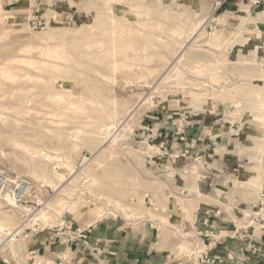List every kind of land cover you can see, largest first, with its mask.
<instances>
[{
  "label": "rangeland",
  "instance_id": "rangeland-1",
  "mask_svg": "<svg viewBox=\"0 0 264 264\" xmlns=\"http://www.w3.org/2000/svg\"><path fill=\"white\" fill-rule=\"evenodd\" d=\"M122 2V6L111 7L107 5V0H81L76 3L80 12L79 18H66L65 15L59 12L58 15L55 14L53 19L49 16L47 20L38 16V13L32 12L36 3L30 4L26 0H0V67L3 65L1 63L5 62L4 64H10L13 62V64L11 63V68L14 67V72L20 75V81L22 83L16 81V85L13 81H5V79L0 78V95L2 93L5 97L8 96V94L13 96V99H9V96L6 99L0 96L1 103H3L2 98L6 101L3 107H0L1 109L4 108L0 110V112H5L4 114L8 116V118L14 117V120L13 118H9L11 121L7 124L0 123V162L8 166L15 174L31 179L35 183L34 191L38 200V202H36L38 204L45 203L47 204L46 206L53 210V212L51 210L49 212L52 214L49 222H54V225H47L46 220L41 217L38 220L32 221L27 226L30 229H33L34 225L39 224L41 229L45 228V234H57L56 228L64 225L63 222H71L73 229H76L82 228L85 225L94 224L95 222L105 220L109 217L125 219L127 221L136 220L149 215H154L153 218L156 217L157 213L155 209L160 205L157 204L150 207L146 202V196L150 195L154 190L155 192L160 190V187H158L160 184L157 182L158 177L153 172V162L157 160V153L161 152L151 143H144V139L141 138L135 141L131 137V135L135 133V130H138L144 116L148 113L151 114L153 110L159 111L160 116H172V113L176 112V114L172 116L174 119L181 117L191 120L187 118V115L190 114L192 116H198V119L205 116L207 117L206 121L219 120L220 123L226 124V127L228 124H235L238 134V143L236 144L238 148L240 144H244L246 145L245 148H248V150L254 149L253 151L255 152L260 151V140L264 141V125L259 126L257 121L259 117L264 116V109L258 106L259 102L256 99L253 88H255V85L264 88V60L260 56L261 51L257 50V47H254L252 43L243 45L247 41L244 37L248 36L255 38L256 34L260 36L253 28H248L247 26L248 21H251L252 18L244 17L243 14L244 10H250L249 4H251V2L249 0H122ZM230 6H232V13L228 12L230 9L227 10V7ZM218 17L221 18L218 20ZM37 18L43 19V21L47 23L46 28L34 29L31 26L30 20L32 21ZM206 19L209 21L206 23L203 33H200L198 40H196L197 42L192 44V49L188 50V53L183 59L184 61L182 60L184 63L182 61L177 63L175 68L170 71L169 78H172L170 81L168 80L169 78H167L164 80L165 82L162 81L159 84L158 79L164 74V71L166 72L171 61H174L173 59H175L178 51L188 44L191 36L189 34H192L194 27L199 24L201 25ZM158 26H160V29ZM118 28L120 29L117 30ZM158 30L160 31L158 32ZM139 32H141L140 35H136L139 34ZM171 32L174 36L176 35V37H174ZM141 34L142 36L145 35L146 38L144 36L142 37ZM179 34H182V38ZM98 42H103L102 48L98 49L94 46ZM213 42H218L219 46L212 45ZM89 43L92 47H89ZM161 44L162 46H160ZM163 45H166L167 48L163 47ZM214 46H216V48ZM82 47H84V49ZM155 47L159 48L155 49ZM51 48L53 50H51ZM108 50H110L109 55L105 53ZM47 51L54 52L50 54L52 57L46 54ZM255 56L256 58L260 57L261 62H255ZM18 59L19 63L21 60L33 61L35 62V66L31 68L28 64H19L16 62ZM73 61L74 63H72ZM77 62L80 65L76 64ZM113 62H123V64L127 62L128 64L126 63V67L129 69L126 67L123 69V67L120 66L118 68V70L122 69L120 71L117 69V72L114 69L111 70L110 64ZM188 62H190V65H188ZM210 62L214 65L210 64ZM45 63L57 64L58 68L44 66ZM218 63H220V66ZM16 64H18V66ZM23 65L24 67L27 66V69L24 68ZM189 67L190 69L192 67V69L187 70ZM194 67L197 69L195 70ZM28 68L30 69L28 70ZM84 71L87 72L85 73ZM92 71L94 73L91 76L89 74H91L90 72ZM104 71L108 73V75H112V77L108 76ZM113 71L115 72L113 73ZM204 71L206 74H203ZM196 72H198V74L200 72L202 75H205V77L201 74L198 75ZM211 73L216 81L211 77ZM104 74L108 77L104 76ZM87 75H89L90 78L89 76L87 77ZM97 75H102V79H100V77L97 78ZM206 75L208 77L207 80ZM29 76L32 77L33 80H30ZM110 77L112 78L111 81L108 80ZM113 77L116 80L113 79ZM220 77L223 78L221 79ZM210 78L213 79V83ZM225 78L229 80V83ZM217 79H220L218 80L220 83L217 82ZM25 80H27V82H32H28L30 84L27 82L24 83ZM8 81L11 82V84ZM167 81H169V83H167ZM225 81H227V83H225ZM18 83L21 85H18ZM197 83L200 85L194 86V84ZM205 83L206 86H204ZM215 83L217 86H215ZM8 84H10L9 87H7ZM12 84L14 85L12 86ZM99 84H101V86ZM159 86H161V88L158 89ZM22 87L24 88L22 89ZM16 88L18 89V92L16 91L17 94L14 93L15 90H17ZM40 89L44 92L40 91ZM87 89L92 92L87 93ZM49 91L52 97L48 101L46 95H48ZM82 91L85 92L83 93ZM223 91H225V93ZM5 92L7 93L5 94ZM93 92L96 94L97 92L100 93L99 95L97 94L99 96L98 99L91 96ZM201 92L205 94L209 92V94L201 97L202 99H198L190 94ZM95 93L94 96L97 98ZM155 93L157 94L155 95ZM17 95L19 96L17 97ZM40 95L42 99L44 96L47 99L46 101L44 100V103L42 99L38 98V101L37 97ZM79 95L82 96L80 97L83 100V103L78 102L79 105L86 104L84 105L86 107V112L84 113L87 118L84 116V113L82 117V113L77 114L74 112L75 110H72L74 109L73 99H77V97L80 99ZM205 96L208 98L206 99ZM213 96H218L219 98H214ZM224 96L227 97L228 100L227 98L225 100ZM144 97L151 99L140 108L137 114L128 123L125 130L120 132L119 140L116 144L104 150L101 153L103 154L102 158L96 162L93 152L98 151V148L104 144V135L100 134L99 137L93 139L90 135H87L88 133H81L80 136V134L74 131L79 127L85 128L83 123L92 119V116H94L93 118L101 116L99 114H101L100 112L102 110L105 111H103L104 114L109 115V118L105 120L107 124L113 122L112 118L115 113L119 115H117L118 118L116 117L117 119H115L117 121H122L127 117L130 109L140 100H143ZM18 98L22 102H20ZM29 99L30 103L27 104L26 102L29 101ZM115 100L117 101L116 103H119H115L116 106L113 105ZM37 101L40 102V104H38ZM94 101L95 103L92 104ZM7 102H9L10 105ZM75 102L77 101L75 100ZM1 103L0 106H2ZM18 103L22 104L21 107H19L18 110L13 109V106H16ZM41 103H43V107ZM5 104L8 106L5 107ZM9 106H11V108H9ZM36 106L40 108L37 109ZM21 108H23V110ZM26 108L28 112L25 111ZM7 109L11 111L6 113V111H9ZM235 110L236 113L239 112V114H236ZM12 111L18 113H14L13 115ZM23 111L25 113H23ZM91 111L93 112L91 113ZM19 112H21V114ZM94 112L97 113V116L94 115ZM32 114L35 118L32 117ZM30 115L31 118H29ZM233 116L236 117L232 118ZM74 118H78L79 120ZM88 118L90 119L88 120ZM16 120L18 121L16 122ZM28 120L29 122H27ZM44 125L46 128H49L46 129ZM258 128L260 129V134L252 133L254 136H251V131ZM125 140L126 143H124ZM15 142H18L19 145L13 147ZM11 143L13 145H11ZM22 143H25L26 146L30 148L29 152L28 150L25 152L26 147L25 144L23 145ZM20 146L24 149L23 152H25V154H23ZM45 150L54 152L53 158H57H54V160L56 159L54 165L42 162L43 160L40 159V152L42 153ZM1 152H4L5 155ZM11 152L12 154L10 156ZM146 154L152 156L151 159H148L150 162L146 160ZM31 156L34 157V161ZM84 157L87 158L85 162H83ZM62 159H68L69 164L75 169L71 171L70 168L65 166L66 161ZM25 160L29 166L25 163ZM188 162L191 163V160ZM166 163L168 164V162ZM41 164L44 167H42ZM38 165L41 166L39 167ZM83 166H85L86 170H91V174L87 177V180L83 174H80L79 178L74 180L75 182L68 185L69 188H67L68 190L66 189L65 192L69 193L71 190L70 194L71 192L74 193L71 197L70 195L67 196L65 192L62 193L65 195L61 193L58 195V192H54V187L40 177L48 175L54 180L55 184H68L71 179H73V176H75L72 172L77 171V173H81V170L84 169ZM198 166L200 167L201 165ZM198 166L196 165V167ZM33 170H37L39 176L34 174L35 172ZM198 173L199 172H196L195 176L190 177L195 183L198 178ZM79 179L82 180V182H79ZM93 179L97 182L96 186V182ZM252 183L250 182V185L256 189V193L257 191L259 193L262 183L259 182L260 186L258 185V181L257 183ZM88 184L91 185L89 186ZM161 185L165 187V184ZM85 190H87V192ZM196 191L198 192V190ZM109 195L111 196L109 197ZM108 199H112L111 202L118 199V206H121H117L116 200L112 202L113 205L111 202L107 204L109 202ZM68 201H70L71 204L75 203L76 208L74 210L67 209L66 206L70 203H68ZM189 202V198L187 197L180 195L178 198L181 209L179 211L180 215L192 222L194 206L192 205V209H190V207L187 206ZM99 207L104 208V212H107L101 218H98L96 212H94ZM41 208H43V205L36 208L34 215L37 214ZM55 208H58L56 209L57 211ZM45 210H48V208L46 207ZM141 214L144 216L142 215L141 217ZM5 216L10 217H8V221ZM29 217L30 216H28L27 219ZM27 219L24 220L21 211L0 201V222L7 230L17 228ZM166 224H170V222L167 221ZM176 228L178 229V227ZM181 233L183 232H180V234ZM3 235V233H0V237H3ZM34 235H30L28 238H25L24 234L18 236L17 238L19 240L16 243L18 245L15 246L14 251L6 246V248L0 252V258L2 257L8 261L13 260L17 264H50V262L44 258H33L30 254L34 249H30L28 242ZM59 236L61 237V235ZM185 246L188 247L189 243H182L183 249L186 248Z\"/></svg>",
  "mask_w": 264,
  "mask_h": 264
},
{
  "label": "crops",
  "instance_id": "crops-1",
  "mask_svg": "<svg viewBox=\"0 0 264 264\" xmlns=\"http://www.w3.org/2000/svg\"><path fill=\"white\" fill-rule=\"evenodd\" d=\"M77 1L81 0H39L32 12L43 19H53L59 12L66 18L78 17ZM249 6L250 10L243 13L252 18L247 26L260 36L244 37L247 41L243 45L252 43L264 60V6ZM231 9L232 6L227 7L230 13ZM172 116H160L159 111L153 110L131 135L133 140L142 138L161 152L153 162L160 190L150 194L154 205H160L155 209L158 217L149 215L131 221L109 217L85 225L82 228L90 226L87 243L42 231L28 242L30 249H34L30 252L33 258L42 257L50 264H178L180 249L183 250L180 243L190 246L201 235L209 255L205 264H264V220L252 223L253 215H245L263 211L260 196L264 190V153L262 156V151L248 150L244 144L238 148L235 124L226 127L219 120L206 121L205 116L198 119L188 114L191 125L185 129L187 146L192 157H201L196 172L206 177L197 178L195 183L190 178L196 174L188 162L191 158L176 163L169 158V154L186 146L164 127V122H173ZM148 156L151 155L146 154L149 162ZM250 174H256L262 183L259 193L249 185ZM180 195L189 198L190 209L194 206L192 222L180 215ZM167 219L170 224L164 223ZM0 264L17 263L1 257Z\"/></svg>",
  "mask_w": 264,
  "mask_h": 264
},
{
  "label": "bare ground",
  "instance_id": "bare-ground-1",
  "mask_svg": "<svg viewBox=\"0 0 264 264\" xmlns=\"http://www.w3.org/2000/svg\"><path fill=\"white\" fill-rule=\"evenodd\" d=\"M39 1V0H38ZM37 1V2H38ZM36 2V3H37ZM122 4H123V2H122V0H107V5L108 6H111V7H116V6H122ZM145 9V8H144ZM246 11H244V13H245ZM6 17H7V15H6ZM210 18V17H209ZM221 17H218L217 19L219 20ZM216 19V20H217ZM212 20H215V19H212ZM224 20V19H223ZM209 21V20H208ZM207 21V19H206V21H203L202 22V24L200 25H197V26H195L194 27V29H193V32H192V34H189V35H191L190 36V38H189V41H188V44H186L180 51H178V54L176 55V57H175V59H173L174 61L172 62L171 61V63L169 64V63H167V64H169L168 65V67H167V69H166V72L164 71V74L163 75H161V77L158 79V82H159V84L162 82V81H164V80H166L167 78H169V73H171L170 71L173 69V68H175V65L177 64V63H180L183 59H184V57H185V55L188 53V50L189 49H192L191 48V46H192V44L193 43H195V42H197L196 40H198V37H199V35H200V33L202 32L203 33V31H204V29H205V25H206V23L208 22ZM225 21H226V19H225ZM116 22V21H115ZM220 24V23H219ZM98 26V25H97ZM161 26V25H160ZM160 26H158L159 27V29H160ZM193 26V25H192ZM146 27V26H145ZM156 27V26H155ZM102 28V27H101ZM113 28V27H112ZM122 28V27H121ZM157 28V27H156ZM120 28H118L117 30H119ZM131 29V28H130ZM129 29V30H130ZM136 29V28H135ZM134 29V30H135ZM143 29H145V28H143ZM148 29V28H147ZM146 29V30H147ZM149 29H150V27H149ZM148 29V30H149ZM155 29V28H154ZM158 29V28H157ZM191 29V28H190ZM115 30H116V28H115ZM135 31H137V30H135ZM150 31V30H149ZM152 31H153V29H152ZM160 30H158V32H159ZM177 31V30H176ZM116 32V31H115ZM115 32H114V34H115ZM129 32V31H128ZM155 32H156V30H155ZM162 32V31H161ZM131 33H133V32H131ZM137 33V32H136ZM140 33L141 32H139V34H136V35H140ZM169 33V32H168ZM172 33V32H171ZM176 33V32H175ZM124 34V33H123ZM122 34V35H123ZM143 34V33H142ZM142 34H141V36H142ZM157 34V33H156ZM170 34V33H169ZM173 34V33H172ZM117 35V34H116ZM129 35H131V34H129ZM146 35H148V34H146ZM154 35V34H153ZM180 35V37L182 36V34H179ZM185 35V34H184ZM94 36V35H93ZM97 36V35H96ZM145 38H146V36L145 35H143ZM142 36V37H143ZM149 36V35H148ZM152 36V35H151ZM155 36V35H154ZM154 36H152V37H154ZM157 36V35H156ZM162 36V35H161ZM160 36V37H161ZM172 36V35H171ZM173 36H174V34H173ZM83 37V36H82ZM95 37V36H94ZM116 37V36H115ZM158 37V36H157ZM162 37H164V36H162ZM174 37H176V35L174 36ZM97 38V37H96ZM179 38V37H178ZM182 38V37H181ZM181 38H179V39H181ZM94 39V38H93ZM124 39V38H123ZM156 39V38H155ZM120 40V39H119ZM121 40H122V38H121ZM125 40V39H124ZM175 41V40H174ZM187 41H185V42H187ZM162 42H163V40H162ZM166 42V41H165ZM129 43V42H128ZM161 43V42H160ZM210 43V42H209ZM212 45H216V46H219L218 45V42H213L212 43ZM58 46V45H57ZM96 48H102L103 47V42H98V43H96L95 45H94ZM160 46H162V44L160 45ZM196 46V45H195ZM216 46H214L215 48H216ZM89 47H92V45H90V43H89ZM163 47H166V45L164 46L163 45ZM162 47V48H163ZM83 49H84V47H82ZM156 48H159V47H155V49ZM162 48H161V50H162ZM167 48V47H166ZM179 48V47H178ZM29 49V48H28ZM86 49V48H85ZM151 49V48H150ZM51 50H53L52 48H51ZM59 50V49H58ZM63 50V49H62ZM87 50H88V48H87ZM89 50H92V49H89ZM107 50V49H106ZM158 50H160V49H158ZM29 51V50H28ZM99 51V50H98ZM109 51L110 50H108V51H106L105 53L107 54V55H109ZM112 51V50H111ZM63 52V51H62ZM90 52V51H89ZM168 52V51H167ZM195 52V51H194ZM53 54L54 52L53 51H47V55L48 56H50V54ZM55 54H56V51H55ZM63 54V53H62ZM116 54V53H115ZM118 54V53H117ZM192 54V53H191ZM119 55V54H118ZM58 56V55H57ZM50 57H52V55L50 56ZM62 57V56H61ZM60 57V58H61ZM26 58V57H25ZM55 58H57V57H55ZM59 58V59H60ZM64 58V57H63ZM165 58V57H164ZM65 59V58H64ZM25 60V59H24ZM129 60V59H128ZM252 60H253V58H252ZM67 61V60H66ZM125 61V60H124ZM184 61V60H183ZM182 61V62H183ZM187 61H189V60H187ZM191 61V60H190ZM16 62H18L19 63V59L18 60H16ZM68 62V61H67ZM255 62H257V63H259V62H261V60H260V57L259 58H256V56H255ZM5 63V62H4ZM4 63H1V64H3V65H1V67H0V78H3V79H5V81L6 80H9V81H13V83H15L16 84V81H20V75H18L17 73H15L14 72V70H13V68H11L12 67V65H11V63L13 64V62H11L10 64H8V63H6V64H4ZM20 63H23V64H28V66L30 65L31 66V68L33 67L34 68V66H35V62H33V61H22L21 60V62ZM19 63V64H20ZM72 63H74V61L72 62ZM108 63V62H107ZM126 63L127 62H125V64H123V62L122 63H111L110 64V69L111 70H115L116 72H117V70H118V68L120 67V66H122L123 67V69H124V67H126L127 65H126ZM128 63H129V61H128ZM127 63V64H128ZM184 63V62H183ZM190 62H188V65H190L189 64ZM76 64H79L78 62L76 63ZM210 64H212L211 62H210ZM219 64V66H220V63H218ZM248 64V63H247ZM252 64V63H251ZM15 65V64H14ZM17 66H18V64H16ZM37 65V64H36ZM69 65V64H68ZM80 65V64H79ZM135 65H137V64H135ZM212 65H214V64H212ZM21 66V65H20ZM44 66H52V67H54V68H58V65L57 64H53V63H45L44 64ZM129 66V65H128ZM131 66H133V65H131ZM179 66H181V65H179ZM184 66V65H183ZM210 66V65H209ZM208 66V67H209ZM23 67H24V65H23ZM121 67V68H122ZM215 67V66H214ZM213 67V68H214ZM216 67H217V65H216ZM215 67V68H216ZM24 68H26L27 69V66H25ZM23 68V69H24ZM46 68V67H45ZM126 68H128V67H126ZM188 68V67H187ZM195 68V67H194ZM201 68V67H200ZM205 68V67H204ZM220 68V67H219ZM226 68V67H225ZM30 68H28V70H29ZM51 69H53V68H51ZM117 69V70H116ZM129 69V68H128ZM165 69V68H164ZM179 69V68H178ZM184 69V68H183ZM191 69H192V67H191ZM190 69V67H189V69H187V70H191ZM197 68H195V70H196ZM202 69V68H201ZM208 69H210V68H208ZM207 69V70H208ZM217 69V68H216ZM108 70V69H107ZM106 70V71H107ZM120 70H122V69H120ZM120 70H118V71H120ZM181 70V69H180ZM186 70V69H185ZM218 70V69H217ZM31 71V70H30ZM82 71V70H81ZM91 71V70H90ZM93 71H95V70H93ZM90 72L91 74H89V75H91L92 76V74L94 73V72ZM97 71V70H96ZM101 71V70H100ZM115 71H113V73L115 72ZM201 71V70H200ZM203 71V70H202ZM210 71V70H209ZM214 71H216V70H214ZM49 72V71H48ZM47 72V73H48ZM85 72V71H84ZM87 72V71H86ZM85 72V73H86ZM102 72V71H101ZM105 72V71H104ZM174 72V71H173ZM178 72V71H177ZM182 72V71H181ZM208 72V71H207ZM213 72V71H212ZM79 73V72H78ZM84 73V74H85ZM89 73V72H88ZM87 73V74H88ZM106 73V72H105ZM112 73V74H113ZM157 73V72H156ZM159 73V72H158ZM175 73V72H174ZM174 73H173V75H174ZM193 73V72H192ZM197 74H198V72H196ZM97 74V73H96ZM107 75H108V73H106ZM153 74V73H152ZM177 74V73H176ZM181 74H183V73H181ZM191 74V73H190ZM195 74V73H194ZM199 74H201L200 72H199ZM198 74V75H199ZM203 74H206L205 73V71H204V73ZM89 75H87V77L89 76ZM115 75V74H114ZM197 75V76H198ZM202 75V74H201ZM209 75V74H208ZM86 76V75H85ZM98 76V75H97ZM102 76V75H101ZM101 76H98L97 78H99L100 77V79H102V77ZM104 76H106L105 74H104ZM108 76H111L112 77V75H108ZM108 76H106V77H108ZM178 76V75H177ZM203 77H205V75H202ZM214 76V75H213ZM82 77H83V75H82ZM110 77V79L108 78V80H110L111 81V78ZM171 77V76H170ZM180 77V76H179ZM178 77V78H179ZM211 77H212V73H211ZM218 77V76H217ZM240 77V76H239ZM242 77V76H241ZM89 78H90V76H89ZM136 78H137V76H136ZM181 78V77H180ZM179 78V79H180ZM202 78V77H201ZM213 78V77H212ZM221 78V77H220ZM223 78V77H222ZM221 78V79H222ZM29 79L30 80H33L32 79V77H30L29 76ZM95 79V78H94ZM104 79V78H103ZM107 79V78H106ZM113 79H115L114 77H113ZM172 78H169L168 80L170 81ZM175 79V78H174ZM174 79H173V81H174ZM186 79V78H185ZM208 79V77H207V75H206V80ZM211 79V78H210ZM214 79V78H213ZM213 79H211L212 80V83H213ZM242 79V78H241ZM243 79H245V78H243ZM98 80V79H97ZM116 80V79H115ZM175 80H178L177 78L175 79ZM195 80V79H194ZM215 80V79H214ZM218 80H220V79H217V82L218 83H220ZM225 80H227L226 78H225ZM246 80H247V78H246ZM256 80V79H255ZM8 81V82H9ZM79 81V80H78ZM103 81H105V80H103ZM102 81V82H103ZM169 81H167V83H169ZM182 81V80H181ZM188 81V80H187ZM196 81V80H195ZM210 81V80H209ZM216 81V80H215ZM214 81V82H215ZM228 81V83H229V80H227ZM227 81H225V83H227ZM22 82H23V80H22ZM25 82H27V80H25L24 81V83ZM28 82H32V81H28ZM27 82V83H28ZM41 82V81H40ZM85 82V81H84ZM87 82H89V81H87ZM94 82V81H93ZM106 82H107V80H106ZM113 82V81H112ZM128 82V81H127ZM157 82V83H158ZM165 82V81H164ZM186 82V81H185ZM193 82V81H192ZM198 82V81H197ZM10 84H11V82H9ZM19 83H21V81L19 82ZM18 83V85H21V84H19ZM23 83V84H24ZM81 83H82V81H81ZM81 83H79V84H81ZM109 83V82H108ZM132 83V82H131ZM138 83V82H137ZM178 83V82H177ZM176 83V84H177ZM180 83V82H179ZM181 83H183V82H181ZM189 83V82H188ZM199 83H200V81H199ZM222 83V82H221ZM7 84V83H6ZM10 84H8L7 85V87H9V85ZM28 84H30V83H28ZM31 84H33V83H31ZM130 84V83H129ZM166 84V83H165ZM184 84V83H183ZM216 84V83H215ZM242 84V83H241ZM252 84V83H251ZM14 84H12V86H13ZM17 85V84H16ZM100 86H101V84H99ZM131 85V84H130ZM158 85V84H157ZM156 85V86H157ZM179 85V84H178ZM195 85H200V84H194V86ZM203 85V84H202ZM208 85V84H207ZM182 86V85H181ZM181 86H179V87H181ZM193 86V85H192ZM204 86H206V83L204 84ZM215 86H217V84L215 85ZM37 87V86H36ZM39 87V86H38ZM86 87H87V85H86ZM99 87V86H98ZM126 87V86H125ZM186 87V86H185ZM200 87H202V86H200ZM19 88V87H18ZM24 87H22V89H23ZM40 88V87H39ZM159 88H161V86H159L158 87V89ZM181 88H183V87H181ZM180 88V89H181ZM188 88V87H187ZM186 88V89H187ZM191 88V87H190ZM194 88V87H193ZM192 88V89H193ZM205 88V87H204ZM212 88V87H211ZM224 88V87H223ZM8 89V88H7ZM15 89V88H14ZM17 89V88H16ZM36 89V88H35ZM34 89V90H35ZM93 89V88H92ZM98 89V88H97ZM154 89V88H153ZM155 89H157V88H155ZM157 89V90H158ZM163 89H164V87H163ZM196 89V88H195ZM198 89V88H197ZM216 89V88H215ZM263 87H261V86H259V85H255V88H253V91L255 92V95H256V99H257V101L259 102L258 104V106L259 107H261L262 109H264V91H263ZM19 90H20V88H19ZM26 90V89H25ZM28 90V89H27ZM32 90V89H31ZM33 90V91H34ZM182 90V89H181ZM203 90H205V89H203ZM214 90V89H213ZM223 90V89H222ZM231 90V89H230ZM7 91H9V90H7ZM12 91V90H11ZM16 91L18 92V89L17 90H15V94H17L16 93ZM40 91H42V89H40ZM96 91V90H95ZM159 91V90H158ZM163 91V90H162ZM200 91H201V89H200ZM206 91H208V90H206ZM263 91V92H262ZM1 92V91H0ZM10 92V91H9ZM28 92V91H27ZM39 92V91H38ZM42 92H44V91H42ZM42 92H40V93H42ZM83 92V91H82ZM85 92V91H84ZM83 92V93H84ZM89 92H92V91H90V90H88L87 89V93H89ZM99 92V91H98ZM97 92V94L99 95L100 93H98ZM153 92V91H152ZM154 92H156V91H154ZM214 92V91H213ZM224 93H225V91H223ZM231 92H232V90H231ZM234 92H236V91H234ZM238 92H239V90H238ZM7 92H5V94H6ZM13 93V94H14ZM30 93H32V92H30ZM36 93H37V91H36ZM82 93V94H83ZM94 93L95 92H93V95H91L92 97H95V99H98V95H97V98H96V96H94ZM161 93V92H160ZM228 93V92H227ZM226 93V94H227ZM240 93H241V91H240ZM4 94V95H5ZM20 94V93H19ZM149 94V93H148ZM153 94V93H152ZM157 93H155V95H156ZM163 94V93H162ZM191 95H193L194 97H196V98H201V97H203L204 95H208L209 94V92H208V94H205V93H190ZM215 94V93H214ZM222 94V93H221ZM27 95V94H26ZM31 95V94H30ZM36 95V94H35ZM58 95V94H57ZM89 95V94H88ZM189 95V94H188ZM223 95V94H222ZM0 96H2V97H4L5 99L6 98H8V96L10 97L9 99H13V96H11L10 94H8V96H3L2 95V93H1V95ZM19 95H17V97H18ZM37 96V95H36ZM47 96V99H48V101L50 100V98L52 97V94H50V91H49V93H48V95H46ZM81 95H79V97H80ZM154 96V95H153ZM221 96V95H220ZM21 97V96H20ZM82 97V96H81ZM80 97V99L77 97V99L79 100H77V99H73L74 100V103H73V108L74 109H72V110H75L74 112H76L77 114H81L82 113V117H83V113L84 112H86L85 110H86V107L84 106V105H86V104H82V105H79V103L81 102V103H83V100H82V98ZM146 97V96H145ZM144 97V99L143 100H140L132 109H130V111L128 112V114H127V117L125 118V119H123L122 121H117L116 119L118 118L117 117V113H115V115H114V117L112 118L113 120V122H111L110 124H107V121H105V120H107L108 118H109V115L107 114H104V110H102L100 113L101 114H99L98 113V111H97V113L99 114V115H101V116H98V117H96V118H93L94 116H92V119H90V118H88V120L89 121H86V122H84L83 124L85 125V128L84 127H79V128H77V130L76 131H74V132H76L77 134H80V136H81V133L83 134V133H88L87 135H90L93 139L95 138H97V137H99V135L100 134H103L104 136H103V139H105V142H104V144L100 147V148H98L97 150L98 151H96V152H93V156L95 157H93L94 158V160L97 162L100 158H102V155L103 154H101L104 150H106V149H108L109 147H112V146H114L115 144H116V142L119 140V134H120V132L121 131H123V130H125V128L127 127V125H128V123L133 119V117L137 114V112L140 110V108L143 106V105H145V103L148 101V100H150L151 98V96L149 97L150 99H148V98H145ZM159 97V96H158ZM214 97V96H213ZM218 96H215L214 98H217ZM225 97V96H224ZM24 98V97H23ZM30 98V97H29ZM42 99L41 98V95L40 96H38L37 97V99ZM91 98V97H90ZM166 98V97H165ZM205 98L207 99L208 97L207 96H205ZM213 98V99H214ZM219 98V97H218ZM226 98L227 97H225V100H226ZM5 99H3L2 98V100H3V103H1L2 104V106H0V107H3V105H4V102H6V101H4ZM16 99V98H15ZM26 99V98H25ZM39 99H38V101H39ZM46 98H45V96H44V98L42 99L43 101V103L47 100ZM85 99V98H84ZM167 99V98H166ZM202 99V98H201ZM212 99V98H211ZM18 100L20 101V99L18 98ZM27 100V99H26ZM45 100V101H44ZM66 100V99H65ZM75 100L77 101V102H75ZM81 100V101H80ZM90 100V99H89ZM217 100V99H216ZM224 100V101H225ZM227 100H228V98H227ZM37 101V102H38ZM203 101V100H202ZM220 101V100H219ZM12 102V101H11ZM20 102H22V101H20ZM79 102V103H78ZM87 102V101H86ZM90 102V101H89ZM117 101L115 100L114 101V104L113 105H115L116 106V104H119V103H116ZM256 102V101H255ZM9 105H10V103L9 102H7ZM24 103V102H23ZM27 104L28 103H30V99H29V101H27L26 102ZM43 103H41V105L43 104ZM46 103H49V102H46ZM95 103V101L92 103V104H94ZM116 103V104H115ZM38 104H40V102H38ZM38 104H36V105H38ZM21 103H18V104H16V106H13V109H17L18 110V108L19 107H21ZM23 105H26V104H23ZM48 105V104H47ZM8 105H6L5 104V107H7ZM11 106H12V103H11ZM11 106H9V108H11ZM15 107V108H14ZM24 107V106H23ZM27 107V106H26ZM37 107V109L38 108H40V107H38V106H36ZM42 107H43V105H42ZM46 107V106H45ZM85 107V108H84ZM88 107V106H87ZM25 108V107H24ZM89 108V107H88ZM87 108V109H88ZM90 108H92V107H90ZM95 108V107H94ZM4 109V108H3ZM3 109H1L0 108V110H3ZM22 110H23V108H21ZM20 109V110H21ZM37 109H36V111H37ZM7 110H9V109H7ZM19 110V111H20ZM40 110V109H39ZM91 110V109H90ZM92 110H94L93 108H92ZM6 111V110H5ZM11 110H9V111H6V113L7 112H10ZM26 112H28L27 111V108H26V110H25ZM104 111V112H103ZM241 111V110H240ZM13 112V113H12ZM11 113L14 115V113H18V112H14V111H12ZM22 112V111H21ZM21 112H19L20 114H21ZM93 111H91V113H92ZM118 112V111H117ZM124 112V111H123ZM5 113V112H4ZM4 113H2V112H0V123H4V124H7L9 121H11V119L13 118V120H14V117H9V118H11V119H9L8 118V116H5V114ZM23 113H25L24 111H23ZM22 113V114H23ZM95 114V116H97V113L96 112H94ZM103 113V114H102ZM232 113V112H231ZM231 113H230V115H231ZM235 113H236V110H235ZM242 113V112H241ZM9 114V113H8ZM90 114V113H89ZM89 114H88V116H89ZM236 114H239V112L238 113H236ZM263 114V113H262ZM10 115V114H9ZM17 115V114H16ZM15 115V117H16V119H17V116ZM36 115V114H35ZM264 115V114H263ZM84 116H86V114L84 113ZM119 116V115H118ZM32 117H34V115L32 114ZM76 117V116H75ZM117 117V118H116ZM236 117V116H235ZM234 116L232 117V118H235ZM29 118H31V115H30V117ZM35 118V117H34ZM37 118V117H36ZM79 118V117H78ZM77 118V119H78ZM86 118H87V116H86ZM116 118V119H115ZM74 119H76V118H74ZM76 119V120H77ZM85 119V118H84ZM33 120V119H32ZM79 120V119H78ZM83 120V119H82ZM248 120V119H247ZM18 120H16V122H17ZM81 121V120H80ZM27 122H29V120L27 121ZM32 122V121H31ZM79 122V121H78ZM233 122H234V120H233ZM257 123L259 124V126H261V125H264V116H261V117H259L258 118V121H257ZM239 124V123H238ZM39 125H41V124H39ZM38 125V126H39ZM77 125H79V124H77ZM84 125H82V126H84ZM43 126V125H42ZM20 127V126H19ZM44 127H45V125H44ZM78 127V126H77ZM23 128V127H22ZM46 128V127H45ZM49 128V127H48ZM48 128H46V129H48ZM16 129H17V127H16ZM28 129V128H27ZM19 130V129H18ZM20 131V130H19ZM69 131V130H68ZM71 133V132H70ZM252 133H257V134H260V129L258 128V129H253L252 131H251V136H254V135H252ZM85 135V134H84ZM86 135V136H87ZM60 136V135H59ZM1 137V136H0ZM71 137V136H70ZM3 138V137H2ZM75 138V137H74ZM88 138V137H87ZM13 139V138H12ZM66 139V138H65ZM91 139V138H90ZM92 139V140H93ZM9 140V139H8ZM11 140V139H10ZM91 140V141H92ZM124 140V139H123ZM264 140V139H263ZM94 141V140H93ZM126 141V140H125ZM261 141V143H259V148H260V151H262V153H261V155L264 153V141H262V140H260ZM76 143V142H75ZM8 144V143H7ZM23 145L25 144V143H22ZM10 145V144H9ZM11 145H13L12 143H11ZM15 145H19V143L18 142H15V144L13 145V147L15 146ZM5 147V146H4ZM19 147V146H18ZM21 147V146H20ZM25 147H26V150H25V152H27V150H28V152H29V147L28 146H26V144H25ZM16 148H17V146H16ZM24 148V147H23ZM237 148V147H236ZM4 149V148H3ZM36 149V148H35ZM251 149H253V148H251ZM21 150H22V152L24 151V149H22V147H21ZM254 150V149H253ZM42 151V150H41ZM17 152V151H16ZM25 152H23V154H25ZM33 152H34V150H33ZM2 154H4L5 155V153L4 152H1ZM53 153L54 152H51V150H45V151H43L42 153L40 152V159L41 160H43L42 162H47V163H49V164H52V165H54V163L56 162L55 160L57 159L56 157H54V158H56L55 160H54V158H53ZM8 154V153H7ZM11 154H12V152L10 153V156H11ZM19 154V153H18ZM33 154V153H32ZM112 154V153H111ZM15 155V154H14ZM28 155H29V153H28ZM27 155V156H28ZM39 155V154H38ZM24 156V155H23ZM263 156V155H262ZM9 157V156H8ZM32 157V160L34 161V157L33 156H31ZM36 157V156H35ZM99 157V158H98ZM26 158V157H25ZM98 158V159H97ZM14 160H16V159H14ZM19 160V159H18ZM27 160V159H26ZM26 160H25V163H26ZM30 160V159H29ZM62 160H64V159H62ZM64 161H66V164H65V166L66 167H68V168H70L71 169V171L72 170H74L75 168H73L70 164H69V161H68V159H65ZM24 162V161H23ZM30 162H32V161H30ZM40 162V161H39ZM41 162V163H42ZM58 162V161H57ZM27 164V163H26ZM33 164V163H32ZM58 164V163H57ZM89 164H91V163H89ZM28 165V164H27ZM42 165V164H41ZM41 165H38L39 167L41 166ZM63 165V164H62ZM260 165V164H259ZM29 166V165H28ZM35 166V165H34ZM36 167H37V164H36ZM42 167H44L43 165H42ZM63 167V166H62ZM87 167V166H86ZM35 168V167H34ZM33 168V169H34ZM38 168V167H37ZM81 168V167H80ZM83 170H81V173H77V171H74V172H72V174L73 175H75V176H73V179H71V177H70V179H71V181L68 183V184H59V183H56L55 184V182H54V180L50 177V176H48V175H44V176H40V177H42L44 180H45V182H48L49 184H51L52 185V187H54V192H58V195L61 193H63V192H65L66 191V189L67 188H69L68 187V185H70L72 182H75L74 180L75 179H77V178H79V175L80 174H83L84 176H85V178H86V180H87V177L88 176H90V174H91V170H86L85 169V166H83ZM29 169H31V168H29ZM43 170V169H42ZM41 170V171H42ZM46 170V169H45ZM262 170V169H261ZM30 171H32V170H30ZM35 173L34 174H36V175H38V172H37V170L35 171V170H33ZM80 172V171H79ZM32 174V173H31ZM45 174H47V173H45ZM71 174V175H72ZM251 175V174H250ZM39 176V175H38ZM35 177V176H34ZM58 177V176H57ZM41 178V179H42ZM82 179V178H81ZM92 179V178H91ZM262 179V178H261ZM67 180V179H66ZM83 180V179H82ZM82 180H80L79 179V182L81 181L82 182ZM85 180V181H86ZM94 180V179H93ZM84 181V182H85ZM91 181V180H90ZM95 181V180H94ZM251 183L253 182V183H257V181H258V177H257V175L256 174H253V175H251ZM96 182V181H95ZM259 182L260 181H258V185H259ZM91 183V182H90ZM99 183V182H98ZM249 183V182H248ZM252 183V184H253ZM261 183V182H260ZM82 184H84V183H82ZM96 184H97V182L95 183V186H96ZM89 185V184H88ZM91 185V184H90ZM89 185V186H90ZM249 185H250V183H249ZM256 185V184H255ZM84 186V185H83ZM87 186V185H86ZM85 186V187H86ZM98 186V185H97ZM260 186V185H259ZM76 187H78V186H76ZM87 188V187H86ZM95 188V187H94ZM102 188V187H101ZM256 188H257V185H256ZM73 189V188H72ZM85 189V188H84ZM91 189V188H90ZM96 189H98V188H96ZM68 190V189H67ZM80 190V189H79ZM92 190H93V187H92ZM71 191V190H70ZM70 191H69V193H67V192H65V194L68 196V195H70V197H71V195L73 196V194L74 193H72L71 192V194H70ZM74 191H75V188H74ZM86 192H87V190H85ZM76 192V191H75ZM84 193V192H83ZM90 193V192H89ZM88 193V194H89ZM104 193H106V192H104ZM65 194H62V195H65ZM78 194V193H77ZM82 194V193H81ZM200 194V196H201V193H199ZM61 196V195H60ZM66 196V197H67ZM85 196H87V195H85ZM89 196H90V194H89ZM95 196V195H94ZM111 195H109V197H110ZM204 196V195H203ZM54 197V196H53ZM97 197V196H96ZM101 197V196H100ZM103 197V196H102ZM113 197V196H112ZM111 197V198H112ZM63 198V197H62ZM61 198V199H62ZM68 198V197H67ZM66 198V199H67ZM95 198V197H94ZM114 198V197H113ZM200 198V197H199ZM51 199V198H50ZM60 199V200H61ZM73 199V198H72ZM79 199H81V198H79ZM88 199V198H87ZM100 199V198H99ZM102 199V198H101ZM69 200V199H68ZM71 200V199H70ZM74 200V199H73ZM78 200V199H77ZM109 200V199H108ZM112 200V199H111ZM111 200H109V202L107 203V204H110V202H111ZM116 200V199H115ZM115 200H113L114 202H115ZM124 200V199H123ZM205 200V199H204ZM64 201V200H63ZM62 201V202H63ZM79 201V200H78ZM112 201V202H113ZM117 202H116V204H117V206H118V204H119V202H118V199L116 200ZM120 201V200H119ZM203 201V200H202ZM57 202V201H56ZM61 202V201H60ZM70 201H68V203H69ZM80 202V201H79ZM82 202H83V200H82ZM92 202V201H91ZM97 202V201H96ZM111 202V203H112ZM205 202V201H204ZM8 203L9 204H13L10 200H8ZM48 203V202H47ZM65 203V202H64ZM67 203V202H66ZM88 203V202H87ZM102 203V202H101ZM70 204V205H69ZM69 204H67L68 206H66L67 207V209H69V210H74L75 208H76V205H75V203H72L71 204V202L69 203ZM77 204V203H76ZM95 204V203H94ZM99 204V203H98ZM43 205V208H41L40 209V211L37 213V214H35L34 215V213H35V211L32 213V214H30L29 216L31 217H29L26 221H24L22 224H20L17 228H15V229H13V230H7V228H5V226H3V224L0 222V233H3L4 235H3V237L2 238H4V239H2L3 240V244L0 246V252L2 251V250H4L5 248H6V246L7 247H10L11 248V250H13L14 251V249H15V246H17L18 244H16L17 243V241L19 240L17 237L18 236H20L21 234H22V232H23V230L32 222V221H35V220H38L39 218H44L45 220H46V223H47V225H54V222H49V220H50V217L52 216V214H50L49 212H50V210H51V208L50 207H48V206H46L47 204H45V203H43L42 204ZM49 205V204H48ZM79 205V204H78ZM112 205H113V203H112ZM111 205V206H112ZM52 206V205H51ZM55 206V205H54ZM104 206V205H103ZM121 205H119L118 207H120ZM46 207L48 208V210H45L46 209ZM65 207V208H66ZM106 207H108V206H106ZM109 207H110V205H109ZM122 207H124V206H122ZM122 207H121V209H122ZM52 208H53V206H52ZM65 208H63V209H65ZM116 208V207H115ZM56 209H58V208H55V210ZM97 209V208H96ZM101 209V210H100ZM109 209V208H108ZM111 209V208H110ZM125 209V208H124ZM54 210V211H55ZM66 210V209H65ZM119 210H120V208H119ZM18 211H20V210H18ZM24 212H27V211H29V208L28 207H25V209L23 210ZM52 212H53V210H51ZM57 211V210H56ZM105 210H104V208H98L96 211H94V212H96V214H97V216H98V218L100 217H103L104 216V214H106L107 212H104ZM106 211H108V210H106ZM148 211V210H147ZM8 212V211H7ZM23 212V213H24ZM60 213H62L61 211H59ZM59 212H58V214H59ZM77 212V211H76ZM93 212V213H94ZM57 213V212H56ZM92 213V214H93ZM145 213V212H144ZM21 214H22V212H21ZM57 214V215H58ZM88 214V213H87ZM90 214V213H89ZM10 215H12V214H10ZM14 215H16V214H14ZM32 215H34V216H32ZM108 215V214H107ZM118 215V214H117ZM142 215L143 214H141V217H142ZM145 215H146V213H145ZM60 216V215H59ZM83 216V215H82ZM106 216V215H105ZM116 216V215H115ZM137 216V215H136ZM144 216V215H143ZM153 216L154 215H152L151 216V218H153ZM156 216V215H155ZM6 217V219H7V221H8V217L7 216H5ZM145 217V216H144ZM157 217V216H156ZM10 218V217H9ZM97 218V219H98ZM138 218V217H137ZM54 219V218H53ZM58 219V218H57ZM157 219V218H156ZM162 219H164V218H162ZM155 220V219H154ZM96 221V220H95ZM163 221H165V223L168 221L169 222V220L167 219V220H163ZM56 222V221H55ZM34 225V224H33ZM35 226V225H34ZM166 226V225H165ZM168 226V225H167ZM175 228V227H174ZM161 234V233H160ZM181 235H182V233H181ZM183 238H184V236H183ZM176 242V241H175ZM177 243H178V241H177ZM181 245H182V243H180ZM185 247H187V246H185ZM180 248V247H179ZM67 263V262H66Z\"/></svg>",
  "mask_w": 264,
  "mask_h": 264
},
{
  "label": "built area",
  "instance_id": "built-area-1",
  "mask_svg": "<svg viewBox=\"0 0 264 264\" xmlns=\"http://www.w3.org/2000/svg\"><path fill=\"white\" fill-rule=\"evenodd\" d=\"M26 1L33 4L38 0ZM249 1L254 5L264 6V0ZM30 22L34 29H44L47 26V23L43 21V19L39 18L33 19L32 21L30 20ZM188 125H191L190 120L181 117L173 119V122L166 121L164 123L165 129L168 130L174 138L182 141L186 145L184 149H179L172 154H169V158L173 163L182 159L191 158L192 170L196 173V165L202 162V159L199 156L192 157V155H190V148L187 146V138L185 135V129ZM124 143H126V141H124ZM164 154L168 155L167 152ZM148 159H151V157L148 156ZM86 160L87 158L84 157L83 162ZM198 178L205 179L206 177L198 174ZM34 186L35 183L31 179L15 174L8 166L0 162V201L10 205L14 209L20 210L22 213L24 212L23 210L25 207H28L29 211L23 213L24 220L32 214L37 207L42 206L43 204L37 203L38 200L35 196L36 193L34 191ZM260 198L262 200L261 205L263 207V211H259L256 214L250 212L245 214L247 218H250L251 215H253L252 223L264 220V190L262 191ZM8 200H10L13 204H9ZM146 202L150 205V207L154 206V199L151 195L146 196ZM63 224L64 225L56 228L57 234L61 236H70V239L74 240L83 239L84 243H87V234L90 226L86 228L80 227L73 229L71 222H63ZM39 226V224H36L33 229L26 227L22 234H24L25 238H28L30 235L38 234L45 230V228L41 229ZM205 237L209 236L206 235ZM2 239L4 238L0 237V246L3 244ZM177 262L178 264H205L209 262L208 248L205 242L201 239V235L195 237L192 245L184 248L183 250L180 249Z\"/></svg>",
  "mask_w": 264,
  "mask_h": 264
}]
</instances>
